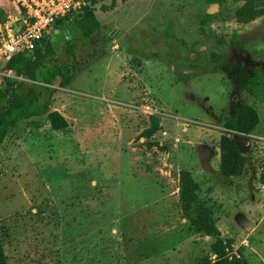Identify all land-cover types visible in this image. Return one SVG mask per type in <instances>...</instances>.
<instances>
[{
	"label": "rangeland",
	"instance_id": "1",
	"mask_svg": "<svg viewBox=\"0 0 264 264\" xmlns=\"http://www.w3.org/2000/svg\"><path fill=\"white\" fill-rule=\"evenodd\" d=\"M114 1L107 10L100 6L112 0L97 3L101 29L91 40L81 39L75 21L50 38L60 52L69 38L80 56L96 50L67 87L50 85L52 108L67 127L53 130L46 115L31 117L0 146V232L9 264H193L213 240L182 216V169L199 184L197 195L232 250L264 264V141L243 139L249 161L240 177L220 172L218 146L226 117L242 103L259 114L252 133L264 135V93L256 98L233 82L234 74L264 80V22L242 46L230 38L231 21L219 26L229 66L215 72L213 39L205 41L199 19L218 3ZM150 116L157 129L147 136Z\"/></svg>",
	"mask_w": 264,
	"mask_h": 264
},
{
	"label": "trees",
	"instance_id": "2",
	"mask_svg": "<svg viewBox=\"0 0 264 264\" xmlns=\"http://www.w3.org/2000/svg\"><path fill=\"white\" fill-rule=\"evenodd\" d=\"M100 0H86L80 13L72 18H60L54 29L37 41L33 51L29 53H14L6 62L5 67L11 69L22 79L6 77L0 86V146L6 136L22 121L35 116L46 115L53 130L67 127L64 116L52 108L55 89L50 85L58 82L60 87H67L77 74L87 67L90 60L96 56V50L86 56L77 52L79 43L75 38L66 39L59 49L50 41L57 28H62L67 21H75L81 39L87 41L101 29V23L95 14V7ZM228 0H207L208 4L218 3L220 9L213 13L206 10L201 13L199 22L205 41L213 39L214 49L208 55L213 64V70L220 72L229 64L221 56V51L227 45L226 34L223 32V22L228 19L232 23L231 39H237L242 46L245 37L250 34L252 26L264 22V0H231V6L224 9L222 2ZM111 5H101V10L111 9ZM219 21L221 25L210 31L203 26ZM221 26L222 29H219ZM211 27V26H208ZM96 44L95 41H91ZM237 88H241L256 98L264 93V80L261 76H243L234 74ZM26 79V80H25ZM259 114L255 107L242 103L236 106L226 117L223 127L224 133L219 140V169L225 176L240 177L245 171L249 157L243 153V139L245 134L252 133L259 123ZM150 126L144 129V135L150 136L157 129V119L150 116ZM180 206L184 219L196 233H202L212 238L207 254L201 256L193 264H249L242 253L232 250L231 239L224 237L222 230L213 217V210L197 195L199 184L189 170L179 172ZM0 264H9L5 252L3 238L0 232Z\"/></svg>",
	"mask_w": 264,
	"mask_h": 264
},
{
	"label": "built area",
	"instance_id": "3",
	"mask_svg": "<svg viewBox=\"0 0 264 264\" xmlns=\"http://www.w3.org/2000/svg\"><path fill=\"white\" fill-rule=\"evenodd\" d=\"M85 4L86 0H7L6 6L0 5V86L6 77L24 80L5 67L14 53L33 51L58 19L74 17ZM245 136L264 141V135Z\"/></svg>",
	"mask_w": 264,
	"mask_h": 264
},
{
	"label": "water",
	"instance_id": "4",
	"mask_svg": "<svg viewBox=\"0 0 264 264\" xmlns=\"http://www.w3.org/2000/svg\"><path fill=\"white\" fill-rule=\"evenodd\" d=\"M216 6H217V5H216ZM216 8H217V7H215V9H216ZM213 10H214V9H213ZM208 12H209V13H212L213 11H212V10H208Z\"/></svg>",
	"mask_w": 264,
	"mask_h": 264
},
{
	"label": "crops",
	"instance_id": "5",
	"mask_svg": "<svg viewBox=\"0 0 264 264\" xmlns=\"http://www.w3.org/2000/svg\"><path fill=\"white\" fill-rule=\"evenodd\" d=\"M205 10H206V9H205ZM206 11H207V10H206ZM212 11H213V12L217 11V8H216V10L214 9V10H212ZM207 12H208V11H207ZM213 12H212V13H213ZM208 13H209V12H208Z\"/></svg>",
	"mask_w": 264,
	"mask_h": 264
}]
</instances>
